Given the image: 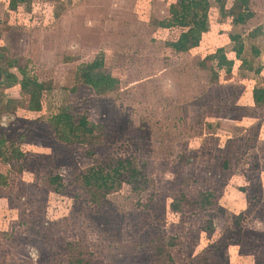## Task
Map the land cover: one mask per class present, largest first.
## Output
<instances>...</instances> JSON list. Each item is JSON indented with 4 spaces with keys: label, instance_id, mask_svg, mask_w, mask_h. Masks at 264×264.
Here are the masks:
<instances>
[{
    "label": "rangeland",
    "instance_id": "374dc122",
    "mask_svg": "<svg viewBox=\"0 0 264 264\" xmlns=\"http://www.w3.org/2000/svg\"><path fill=\"white\" fill-rule=\"evenodd\" d=\"M176 1L0 0V264H264V0L240 24L236 0H208L210 29L180 52L184 28L162 25ZM219 48L231 69L207 58ZM98 56L113 88L78 77ZM23 68L49 85L40 111ZM64 112L94 132L69 141Z\"/></svg>",
    "mask_w": 264,
    "mask_h": 264
},
{
    "label": "trees",
    "instance_id": "16d2710c",
    "mask_svg": "<svg viewBox=\"0 0 264 264\" xmlns=\"http://www.w3.org/2000/svg\"><path fill=\"white\" fill-rule=\"evenodd\" d=\"M221 1V0H220ZM250 0H236V8L231 10V13H234V22L236 24L244 23L253 15V11L249 5ZM29 0H10L9 8L17 10L19 5H28ZM210 2L208 0H177L175 3L170 5L169 13L170 16L162 20V25L165 27H183L184 30L179 34L178 38L174 41L169 42V46L176 51H187L191 46L196 45L202 34L207 32L210 29ZM224 3L221 1L222 12L224 11ZM236 9H240L236 14ZM254 32H260L264 35V25H260L255 28ZM230 38L236 43V56L241 57V53L244 49V44L241 41L240 33H230ZM256 54L259 53V50L254 47ZM208 59L217 60L219 67H225L227 70L231 69L234 63V60L229 58L225 53L223 48H219L215 53L209 54ZM104 57L98 56L93 61L83 63L78 68L79 79L82 80L85 84L90 85L94 89L113 88L118 79L111 72H104ZM21 78L17 81L19 84L22 93L28 95V109L32 111H40L42 109V96L43 92L49 89V85L46 82L39 80L37 76H33L27 72L25 68L20 69ZM10 80H13L11 75H8ZM253 99L257 105L264 104V88L255 87L253 89ZM68 119L67 125L70 126L68 130L69 136H64L69 139L71 142H84L88 134H92L96 127L95 123H90L84 115L78 114H68L64 112L58 116V122H56V128L58 132L67 133L66 130L62 129V125H59L60 119ZM6 140L4 137H0V157H3L6 161L10 160V157L5 154L3 151V146L5 145ZM116 172L119 170L127 173L128 182L133 183L135 178L141 174V170L134 166L131 160L129 159H118L116 160ZM94 174L102 173V170L94 168ZM3 177L0 173V178ZM102 178V177H100ZM52 182H56L57 187H54V190L59 189L58 186L62 185V176L56 174L50 179ZM52 184V183H51ZM53 185V184H52ZM207 195V193L205 194Z\"/></svg>",
    "mask_w": 264,
    "mask_h": 264
},
{
    "label": "crops",
    "instance_id": "0c3cea01",
    "mask_svg": "<svg viewBox=\"0 0 264 264\" xmlns=\"http://www.w3.org/2000/svg\"><path fill=\"white\" fill-rule=\"evenodd\" d=\"M4 1L5 2L7 1V3H5V5L3 7L7 8L8 11H14L13 9H10L9 8V2H10V0H4ZM0 9H3L2 8V5H0ZM35 112H37V111H35Z\"/></svg>",
    "mask_w": 264,
    "mask_h": 264
}]
</instances>
